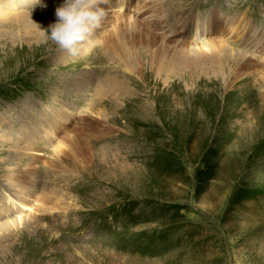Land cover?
<instances>
[{
  "label": "rangeland",
  "instance_id": "rangeland-1",
  "mask_svg": "<svg viewBox=\"0 0 264 264\" xmlns=\"http://www.w3.org/2000/svg\"><path fill=\"white\" fill-rule=\"evenodd\" d=\"M61 3L0 34V264H264V0H108L68 60Z\"/></svg>",
  "mask_w": 264,
  "mask_h": 264
},
{
  "label": "bare ground",
  "instance_id": "bare-ground-1",
  "mask_svg": "<svg viewBox=\"0 0 264 264\" xmlns=\"http://www.w3.org/2000/svg\"><path fill=\"white\" fill-rule=\"evenodd\" d=\"M41 1H43V3L45 4V6L42 7L41 10H40V11H42V16L41 17H44L47 20L52 15V10L49 8L50 0H0V22H3L1 25H5V24L11 25V28L9 30H7L5 28H0V34L5 32V34L7 35V38L13 39L14 42H16V40H19L18 38H20V33H23V32H25V36L26 37L32 36V35L42 36L43 32L39 30V28H41L39 26V23H42V20H41V22L38 20V19H41V17L37 13H34L33 10H31V11L23 10L24 7H26V8H29V7L35 8V6ZM119 1H121V0H119ZM123 3H125V1H123L120 4L123 5ZM107 6H110V5L107 4L106 7ZM18 8H21L20 11L19 10L17 11ZM15 25H17V27H16L17 29H15V27H13ZM191 26H192L193 29L195 28V31L194 30L191 31L192 34L193 35H197L198 32L200 31V22L196 19L193 24L191 23ZM128 28L129 27H127L126 30ZM33 30H35V31H33ZM94 33H95V31H94ZM125 33L126 32H122L119 35V37H124L125 38ZM133 35H134V37L137 38V39H134V40H138L139 38L143 37L140 33L139 34H133ZM90 39L91 38H89L87 41L84 42L85 48L88 47L86 44H87V42ZM128 42H130V40L128 38H125V41L124 40H120L117 43V46H120V47L116 48L120 52V55L118 54V56L123 60V62L125 64H128L130 62L131 58L134 57L131 53H129V52H131L130 47L129 46L128 47L125 46V43H128ZM160 54L164 55L165 53H164V51L157 50V54L156 55L160 56ZM59 56H61V60L62 59L68 60V59L74 57V56L70 55L65 50L60 51L59 52ZM59 110H61V109L59 108ZM64 110H66V109H64ZM30 111H31V114H32L33 118L35 119V114H36L37 110L32 106ZM60 112H63V111L61 110ZM50 115L51 114H47V113H41V114L36 115V117L41 122L36 127H35L34 123L31 122L32 116L30 114L23 115V118L26 119L27 122L26 123L22 122V124H20V128H19L20 132L19 133H21V130L26 129L25 133H21L22 136L24 135V138H23V141H22V142H24V144L29 145L31 143V141H32V138H28L30 136V134H31L30 129L34 133H37L40 130L41 132L39 131L38 135H44V133H48L50 130H51L50 132H52V128L51 127L53 126V121H55V118L57 117V115H60V114L58 112L55 116H53V120L48 119V117ZM67 116H68V113L66 114L65 118ZM45 120L48 123V125H46V126L43 123V121H45ZM21 121H23V120H21ZM15 123L17 125H19L17 123V121ZM25 124L29 125V127H27ZM11 152H12V154L10 155V158H12V157L15 158L14 148L11 149ZM4 196L5 195H1L0 196V205L4 204L3 203L4 202L3 201V197ZM14 197L15 196L11 197V196L8 195V199H6V198L5 199L8 200L9 204L16 205L15 204L16 203V200H15L16 197L15 198ZM45 198L46 199L50 198V195H48L47 197L45 196ZM22 199L23 198L20 199L21 203H22ZM6 205L5 206L2 205L1 207L6 209L7 207H9V206H6Z\"/></svg>",
  "mask_w": 264,
  "mask_h": 264
},
{
  "label": "clouds",
  "instance_id": "clouds-1",
  "mask_svg": "<svg viewBox=\"0 0 264 264\" xmlns=\"http://www.w3.org/2000/svg\"><path fill=\"white\" fill-rule=\"evenodd\" d=\"M108 0H62L55 9L56 20L45 31L55 44L70 55L99 28L107 16Z\"/></svg>",
  "mask_w": 264,
  "mask_h": 264
}]
</instances>
